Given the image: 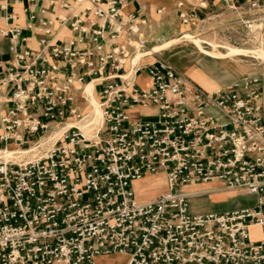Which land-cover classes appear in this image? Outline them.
I'll list each match as a JSON object with an SVG mask.
<instances>
[{
	"label": "built area",
	"instance_id": "obj_1",
	"mask_svg": "<svg viewBox=\"0 0 264 264\" xmlns=\"http://www.w3.org/2000/svg\"><path fill=\"white\" fill-rule=\"evenodd\" d=\"M128 1L51 0L24 27L36 48L20 26L0 31L12 55L0 60V264H264V77L206 91L165 59L144 62L156 52L147 21L121 13ZM217 1L248 28L244 13L264 14ZM208 4L178 0L180 24L203 33ZM55 28L72 35L51 42ZM159 173L166 191L139 201L131 184ZM211 182L257 202L192 213L182 188Z\"/></svg>",
	"mask_w": 264,
	"mask_h": 264
},
{
	"label": "crops",
	"instance_id": "obj_2",
	"mask_svg": "<svg viewBox=\"0 0 264 264\" xmlns=\"http://www.w3.org/2000/svg\"><path fill=\"white\" fill-rule=\"evenodd\" d=\"M50 1L51 0H35V2L30 3L27 0H19L17 3H13V0H7V10L0 9V31L11 29L13 26H20L22 27L21 36L27 38L26 46L36 48L38 46V39H40L41 36L24 29V27L28 21L29 14L31 12L36 13L41 7L48 8ZM177 1L178 0H133L124 3L121 7V13L123 15L133 13L139 18L145 19L148 23V27L144 30L147 48L156 52V54L147 57L144 62L152 63L157 57L165 59L176 70L206 91H213L218 88H225L233 83H239L242 80L244 72L233 59H218L214 58L211 54L208 56L201 52L195 45L192 46L186 42L183 37L188 27L180 24L178 20L176 11ZM208 1V8L198 13L200 17L208 15L211 18H222L224 22L231 21L235 18V14L226 10L219 1ZM252 1L258 2L260 6L264 7V0H239V3L242 7L246 8ZM159 9H162L161 13L157 12ZM54 11L57 14L62 13V11L57 10V8H55ZM10 13L16 14L18 18L16 20L7 19ZM48 15L51 14L49 13ZM242 17L249 16L244 13ZM71 35V31L67 28H55L51 42L67 41ZM9 46V37L4 38L0 36V60L3 62H8L12 58ZM156 48L157 50L155 51ZM135 82L142 88H146L150 85L145 72H141L135 78ZM141 113L145 114L146 111L142 110ZM150 179L158 180L160 186L147 196L138 199L139 201L143 202L150 200L166 191L167 186L164 173L146 176L141 180L135 181L134 184L137 185L144 180ZM183 189L184 192L189 194L190 201L195 197H210L211 203L216 204L226 203L225 199L233 200L234 197L241 195L247 196V194L240 191H228L218 182H211L199 187L185 186ZM236 209H241V207ZM190 210L195 214L216 213L195 211L191 208V204ZM232 210L235 209L228 211ZM255 230L259 232L257 228Z\"/></svg>",
	"mask_w": 264,
	"mask_h": 264
},
{
	"label": "rangeland",
	"instance_id": "obj_3",
	"mask_svg": "<svg viewBox=\"0 0 264 264\" xmlns=\"http://www.w3.org/2000/svg\"><path fill=\"white\" fill-rule=\"evenodd\" d=\"M246 19L251 21L250 28L246 27L244 23L238 22L237 18L224 22L222 18L214 17L208 24L206 22L203 33L196 35L197 32H194L193 28L188 27L186 34H190L201 40V46L203 49L200 51L208 56H210L208 53L213 50L212 47L222 53H227L234 49L246 50L248 52L247 54L231 57V59H233L244 72L242 78L246 76L264 77V59L258 55V52H264V14H259L255 17L249 16L246 17ZM186 42L192 46L195 45L200 49L195 42L189 40H186ZM140 114L141 112L133 113L132 117L138 119V115ZM203 185H195V187ZM159 186L158 180L155 179L144 180L137 185L134 183L131 184L137 199L147 196L151 192L157 190ZM182 191H184L183 188ZM225 202L226 203L224 204H216L211 203L210 197H195L191 199L190 204L191 208L195 211L223 213L224 211L240 207H253L257 202V198L251 195H241L234 197L233 200L225 199ZM260 237L258 231L252 230L251 238L259 239ZM126 261L127 255L124 254L100 256L95 259L96 264H125Z\"/></svg>",
	"mask_w": 264,
	"mask_h": 264
},
{
	"label": "bare ground",
	"instance_id": "obj_4",
	"mask_svg": "<svg viewBox=\"0 0 264 264\" xmlns=\"http://www.w3.org/2000/svg\"><path fill=\"white\" fill-rule=\"evenodd\" d=\"M183 38L186 39V40L195 42L197 44V46L200 48L199 50H202L203 49L202 46H201V40H199L197 37L191 36L190 34H186V35H184ZM212 48H213V50L210 53H208V52H206V53L211 54L214 58H218V59L231 58L233 56H239V55H244V54H247L248 53L246 50H242V49H234V50H231V51H229L227 53H222V52H219L216 49H214V47H212ZM156 49H155V51H156ZM258 55L261 58L264 59V52L263 51L258 52ZM85 92L88 95H90V93H91V85H88L86 87ZM92 104L94 105V101L93 100H92Z\"/></svg>",
	"mask_w": 264,
	"mask_h": 264
}]
</instances>
